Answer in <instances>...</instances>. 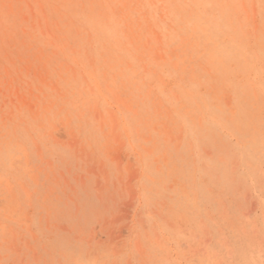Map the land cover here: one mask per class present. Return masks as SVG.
<instances>
[{"label": "rangeland", "instance_id": "obj_1", "mask_svg": "<svg viewBox=\"0 0 264 264\" xmlns=\"http://www.w3.org/2000/svg\"><path fill=\"white\" fill-rule=\"evenodd\" d=\"M263 7L0 0V264H264Z\"/></svg>", "mask_w": 264, "mask_h": 264}, {"label": "bare ground", "instance_id": "obj_2", "mask_svg": "<svg viewBox=\"0 0 264 264\" xmlns=\"http://www.w3.org/2000/svg\"><path fill=\"white\" fill-rule=\"evenodd\" d=\"M211 1V0H210ZM218 2V1H217ZM257 2V1H256ZM166 3V2H165ZM186 4V3H185ZM199 5V3H197ZM169 5V4H168ZM201 5V4H200ZM203 5V4H202ZM182 6V5H181ZM215 6V5H214ZM186 8V7H185ZM211 8V7H209ZM264 8V7H263ZM171 12V11H170ZM125 13V12H124ZM117 14V13H116ZM191 14V13H190ZM122 15V14H121ZM205 17V16H204ZM189 20V19H188ZM231 22V21H230ZM215 23V22H214ZM235 29V28H234ZM243 29V28H242ZM210 30V29H209ZM213 34V33H212ZM205 37V36H204ZM227 41V40H226ZM227 43V42H226ZM211 45V44H210ZM228 45V44H227ZM229 46V45H228ZM223 47V46H222ZM237 49V48H236ZM222 56V55H221ZM186 60V59H185ZM240 63V62H239ZM229 69V68H228ZM211 72V71H210ZM234 72V71H233ZM166 73V72H165ZM250 74V73H249ZM168 76V75H167ZM166 80V79H165ZM235 82V81H234ZM237 83V82H236ZM246 83V82H245ZM244 86V85H243ZM175 87V86H174ZM243 88V87H242ZM240 93V92H239ZM235 94V93H234ZM258 94V93H257ZM209 96V95H208ZM251 100V99H250ZM239 102V101H238ZM241 104V103H239ZM221 105V104H220ZM224 110H222L223 112ZM217 112V111H216ZM263 117V116H262ZM235 118V117H234ZM259 118V117H258ZM240 120V119H239ZM203 124V123H202ZM191 125V124H190ZM189 126V125H188ZM206 126V125H205ZM195 127V126H194ZM246 127V126H245ZM209 129V128H208ZM242 130V129H241ZM249 130V129H248ZM212 132V131H211ZM206 136V135H205ZM217 136V135H216ZM261 139V138H260ZM201 140V139H200ZM256 144V143H255ZM253 146V145H252ZM250 147V146H249ZM231 149V148H230ZM219 152V151H218ZM260 152V151H259ZM223 153V152H222ZM238 159V158H237ZM239 163V162H238ZM208 170V169H207ZM205 172V171H204ZM206 180V179H205ZM259 180V179H258ZM217 182V181H216ZM213 186V185H212ZM212 197V196H211ZM261 203V202H260ZM188 207V206H185ZM239 221V220H238ZM247 232V231H246ZM249 238V237H248ZM253 241V240H252ZM255 244V243H254ZM241 246V245H240ZM254 251V250H253ZM244 252V251H242ZM247 253V252H246ZM254 258V257H253ZM243 259V258H242Z\"/></svg>", "mask_w": 264, "mask_h": 264}]
</instances>
